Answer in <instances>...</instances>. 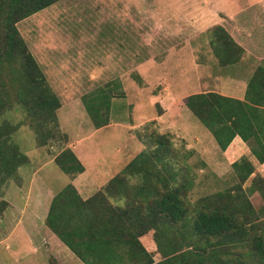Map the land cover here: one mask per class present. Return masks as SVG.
<instances>
[{
  "label": "rangeland",
  "instance_id": "obj_1",
  "mask_svg": "<svg viewBox=\"0 0 264 264\" xmlns=\"http://www.w3.org/2000/svg\"><path fill=\"white\" fill-rule=\"evenodd\" d=\"M201 1L62 0L17 23L60 107L57 125L48 124L41 133L46 142L42 147L39 131L28 125L18 106L0 116V123L16 127L11 142L28 160L0 188V202L10 203L15 213L10 224L4 223L8 206L0 214V240L5 241L0 242V264H41L44 253L34 254L28 235L49 232L42 227L52 198L68 184L82 198L94 195L146 151L147 132L170 136L172 147L184 158L194 175L190 202L216 192H236L238 178L231 163L185 101L196 93L222 92L217 82L221 68L208 30L238 9L264 11V0ZM197 21L204 26L195 27ZM98 89L112 99L108 125L95 129L83 97ZM66 147L85 167L73 180L54 163ZM254 174L241 187L259 210L261 195L248 192ZM256 174L264 181V173ZM140 241L158 262L152 232Z\"/></svg>",
  "mask_w": 264,
  "mask_h": 264
},
{
  "label": "trees",
  "instance_id": "obj_2",
  "mask_svg": "<svg viewBox=\"0 0 264 264\" xmlns=\"http://www.w3.org/2000/svg\"><path fill=\"white\" fill-rule=\"evenodd\" d=\"M60 1L0 0V116L14 104L18 106L28 117V125L39 131L40 147L46 145L43 130L48 124L57 125L60 102L16 25ZM208 33L219 68L241 63L244 49L222 26L211 27ZM258 81L255 73L248 83L246 92L256 94L250 103L247 98L240 101L213 91L186 98L187 110L221 151L236 136L248 142L252 129L262 133L263 123L254 118V106H264V86ZM109 94L98 89L83 97L95 129L108 125ZM15 130L5 120L0 123V188L28 162L11 142ZM46 132L51 135L50 130ZM143 142L146 151L91 197L82 199L71 184L53 197L45 225L60 242L83 264H264V204L256 210L241 187L254 174L253 164L246 158L231 164L238 178L236 192H216L192 203L188 194L194 175L172 147L170 136L147 132ZM263 162L264 156L258 159L259 164ZM54 163L71 180L84 172L68 147ZM248 192H258L264 202L260 175H253ZM6 207L7 202L1 201L0 214ZM150 232L158 262L140 241ZM238 248L243 252L235 253Z\"/></svg>",
  "mask_w": 264,
  "mask_h": 264
},
{
  "label": "crops",
  "instance_id": "obj_3",
  "mask_svg": "<svg viewBox=\"0 0 264 264\" xmlns=\"http://www.w3.org/2000/svg\"><path fill=\"white\" fill-rule=\"evenodd\" d=\"M204 1L208 2L209 0H203L201 2ZM144 12L145 11L141 13V19L144 18ZM147 12V15L150 16L151 13L149 11ZM151 17L155 18L156 16L154 15ZM240 18H243L244 20L239 21ZM218 19L220 21V17ZM204 24L205 22L203 21H197L194 26L198 28L204 26ZM216 24H218V22ZM244 24L249 26L247 27ZM219 25L225 28L235 42L238 43L245 51L239 65L220 69V76H218L217 82L218 87H221L222 92L219 94L240 101L247 98V102L250 103V99H255L256 94H254L252 90L249 93L246 91L248 83L251 78H253L255 73L257 74L259 80L258 82H261L264 86V11L247 12L238 9L229 15L226 14L219 22ZM203 30L204 29H201L198 32H202ZM261 66L263 67L260 68ZM260 79H262V81H260ZM255 89L259 90L258 87H255ZM254 107L257 108V110L254 111V118L256 122L264 124V106ZM263 124L262 133H255L254 129L251 130L252 134L249 136L250 138L248 142H244L239 136H236L232 140L226 150L223 151V156L227 162L229 161L232 164L241 158H246L253 164L254 173H264V162L262 164L258 163V159L264 156ZM73 145L74 144H72V146ZM252 146L255 152H252ZM74 188L78 193L76 187ZM82 199L85 200L87 198ZM4 217V223L6 224L12 223L15 219V213L10 203L7 210L4 212ZM45 219L46 217L44 218L42 229L47 228L45 225ZM37 222H39L38 219ZM12 238L13 237L9 235V239ZM4 242L5 241H2L1 243ZM28 242L31 245V248L35 250L34 254H37L39 251L44 253V256L41 258V264H83L50 230L49 232L47 231L41 233L40 235L29 234ZM23 264L38 263L25 261Z\"/></svg>",
  "mask_w": 264,
  "mask_h": 264
}]
</instances>
